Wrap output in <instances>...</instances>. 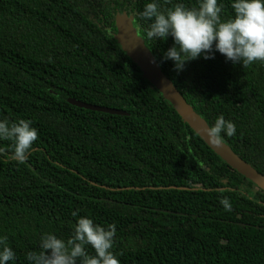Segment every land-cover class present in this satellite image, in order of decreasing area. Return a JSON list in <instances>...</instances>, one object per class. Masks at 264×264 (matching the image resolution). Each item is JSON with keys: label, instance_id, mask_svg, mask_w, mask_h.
Listing matches in <instances>:
<instances>
[{"label": "trees", "instance_id": "1", "mask_svg": "<svg viewBox=\"0 0 264 264\" xmlns=\"http://www.w3.org/2000/svg\"><path fill=\"white\" fill-rule=\"evenodd\" d=\"M146 2L0 0V118L37 129L23 164L0 156V236L15 253L8 264H28L43 232L68 238L74 210L115 225L119 264H264V191L205 143L115 38L123 12L143 37L149 22L135 13ZM177 2L196 5L165 7ZM222 2L226 19L230 0ZM145 43L209 126L220 115L234 123L224 142L264 174V65L214 53L177 73L161 60L171 37Z\"/></svg>", "mask_w": 264, "mask_h": 264}, {"label": "clouds", "instance_id": "2", "mask_svg": "<svg viewBox=\"0 0 264 264\" xmlns=\"http://www.w3.org/2000/svg\"><path fill=\"white\" fill-rule=\"evenodd\" d=\"M171 0H148L138 13L141 21H148L143 29L144 41H165L171 37L172 46L167 48L161 60L172 62L177 73L186 62L214 58L221 54L225 61L247 67L255 62L264 65V0H230L232 15L221 16L224 7L221 0H196V5L187 7L182 2L165 7ZM32 121L18 119L10 122L0 118V141H8L7 151L0 148V156L23 164L37 141V129ZM233 122L223 115L217 116L205 136L211 144L224 142L225 137L235 134ZM223 134V135H222ZM243 195V191L240 192ZM224 211L231 210L227 197L219 199ZM79 210L70 213L75 218L68 238L43 232L38 237L39 251H28V264H119L113 251L116 227L101 226L87 216H78ZM0 236V264L15 260L14 251ZM91 248L89 253L87 248Z\"/></svg>", "mask_w": 264, "mask_h": 264}, {"label": "water", "instance_id": "3", "mask_svg": "<svg viewBox=\"0 0 264 264\" xmlns=\"http://www.w3.org/2000/svg\"><path fill=\"white\" fill-rule=\"evenodd\" d=\"M129 20L126 12L121 13L117 17V32L115 38L123 50L139 66L142 75L161 92L163 97L171 103L181 117L223 161L264 191V174L254 169L250 164L239 157L225 142L214 145L207 140L205 131L206 127L210 126L206 120L187 103L175 85L164 74L145 41L144 43L142 42L143 37L139 35L137 28L131 27ZM68 100L74 105L91 110L104 111L112 114H126L125 111L120 109L86 103L74 98H69Z\"/></svg>", "mask_w": 264, "mask_h": 264}, {"label": "rangeland", "instance_id": "4", "mask_svg": "<svg viewBox=\"0 0 264 264\" xmlns=\"http://www.w3.org/2000/svg\"><path fill=\"white\" fill-rule=\"evenodd\" d=\"M120 15V14H119ZM118 15V16H119ZM117 16V17H118ZM127 16H128V19H130L129 21H130V23H131V27H133V28H137L136 26H135V24H134V22H133V19H132V17L129 15V14H127ZM132 20V21H131Z\"/></svg>", "mask_w": 264, "mask_h": 264}]
</instances>
